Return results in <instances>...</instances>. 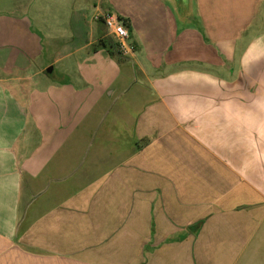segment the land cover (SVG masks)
Masks as SVG:
<instances>
[{
	"label": "crops",
	"instance_id": "obj_1",
	"mask_svg": "<svg viewBox=\"0 0 264 264\" xmlns=\"http://www.w3.org/2000/svg\"><path fill=\"white\" fill-rule=\"evenodd\" d=\"M92 11L126 20L131 57ZM250 143L264 0H0V264H264L261 192L184 175Z\"/></svg>",
	"mask_w": 264,
	"mask_h": 264
},
{
	"label": "rangeland",
	"instance_id": "obj_2",
	"mask_svg": "<svg viewBox=\"0 0 264 264\" xmlns=\"http://www.w3.org/2000/svg\"><path fill=\"white\" fill-rule=\"evenodd\" d=\"M94 17L95 14L93 11L89 13L91 20ZM251 145L250 143L248 159H246V152L240 150L233 151V158L236 161L234 160L235 165L231 168L215 165V154L217 155L221 152H215L213 150L205 151L202 149L201 161L198 164L188 166L187 161H185L184 175L192 174L198 178L199 182L194 183V190L199 187L201 190L207 192L216 191L223 193L232 190L234 194H243L242 196L251 195L252 197L255 196L254 193L261 192L259 194L264 198V150L256 151V149H251ZM186 157H188L187 153ZM242 157L246 159L245 161L243 159V162L241 161ZM254 202L257 201L254 200ZM249 205L257 204L250 203Z\"/></svg>",
	"mask_w": 264,
	"mask_h": 264
},
{
	"label": "built area",
	"instance_id": "obj_3",
	"mask_svg": "<svg viewBox=\"0 0 264 264\" xmlns=\"http://www.w3.org/2000/svg\"><path fill=\"white\" fill-rule=\"evenodd\" d=\"M96 20H103L108 37L114 42L117 52L124 58L131 57L135 48L130 39L126 26V20L111 11H105L95 17Z\"/></svg>",
	"mask_w": 264,
	"mask_h": 264
},
{
	"label": "water",
	"instance_id": "obj_4",
	"mask_svg": "<svg viewBox=\"0 0 264 264\" xmlns=\"http://www.w3.org/2000/svg\"><path fill=\"white\" fill-rule=\"evenodd\" d=\"M176 10L188 11L191 0H169Z\"/></svg>",
	"mask_w": 264,
	"mask_h": 264
},
{
	"label": "trees",
	"instance_id": "obj_5",
	"mask_svg": "<svg viewBox=\"0 0 264 264\" xmlns=\"http://www.w3.org/2000/svg\"><path fill=\"white\" fill-rule=\"evenodd\" d=\"M100 43H101V44H104V41H101ZM114 49H115V53H113V54H116V55L121 56V55L117 52L115 44H114Z\"/></svg>",
	"mask_w": 264,
	"mask_h": 264
}]
</instances>
